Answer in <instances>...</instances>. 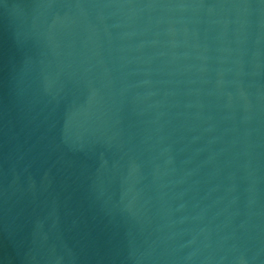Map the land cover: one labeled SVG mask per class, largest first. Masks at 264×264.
Masks as SVG:
<instances>
[{
  "label": "water",
  "instance_id": "1",
  "mask_svg": "<svg viewBox=\"0 0 264 264\" xmlns=\"http://www.w3.org/2000/svg\"><path fill=\"white\" fill-rule=\"evenodd\" d=\"M0 264H264V0H0Z\"/></svg>",
  "mask_w": 264,
  "mask_h": 264
}]
</instances>
